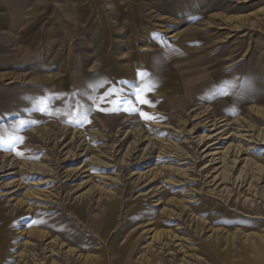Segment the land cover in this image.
Returning <instances> with one entry per match:
<instances>
[{"label":"rangeland","instance_id":"374dc122","mask_svg":"<svg viewBox=\"0 0 264 264\" xmlns=\"http://www.w3.org/2000/svg\"><path fill=\"white\" fill-rule=\"evenodd\" d=\"M14 13L0 16V264H260L264 0Z\"/></svg>","mask_w":264,"mask_h":264},{"label":"crops","instance_id":"0c3cea01","mask_svg":"<svg viewBox=\"0 0 264 264\" xmlns=\"http://www.w3.org/2000/svg\"><path fill=\"white\" fill-rule=\"evenodd\" d=\"M30 2L31 0H0V16H2V11L4 8L8 10H14L15 12L14 14L16 15V18H13L14 22L12 23H16L17 21H18L17 23H19L20 15L18 14V11H20L21 8L24 9V7H28ZM246 260L249 264L254 263V259L247 258ZM258 262H260V264H264V259ZM256 263L257 262H255V264Z\"/></svg>","mask_w":264,"mask_h":264},{"label":"snow or ice","instance_id":"6c2138e0","mask_svg":"<svg viewBox=\"0 0 264 264\" xmlns=\"http://www.w3.org/2000/svg\"><path fill=\"white\" fill-rule=\"evenodd\" d=\"M222 83H223V82H222ZM148 91H151V88H149ZM143 92H144V89H138V93H143ZM138 98H139V97H138ZM139 102H140L141 104H145V105H148V106H153V105L151 104V101H149L147 98H139ZM41 103H42V101H41ZM140 114H141V116H142L143 118H145V119H153V117L150 116L148 113L141 112Z\"/></svg>","mask_w":264,"mask_h":264}]
</instances>
